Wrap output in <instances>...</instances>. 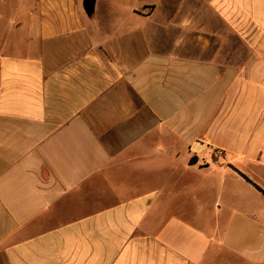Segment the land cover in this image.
<instances>
[{
	"label": "crops",
	"instance_id": "crops-1",
	"mask_svg": "<svg viewBox=\"0 0 264 264\" xmlns=\"http://www.w3.org/2000/svg\"><path fill=\"white\" fill-rule=\"evenodd\" d=\"M263 191L264 0H0V264H264Z\"/></svg>",
	"mask_w": 264,
	"mask_h": 264
},
{
	"label": "water",
	"instance_id": "water-1",
	"mask_svg": "<svg viewBox=\"0 0 264 264\" xmlns=\"http://www.w3.org/2000/svg\"><path fill=\"white\" fill-rule=\"evenodd\" d=\"M96 0H84V8L88 15L92 14L94 12ZM198 162V157L195 156L190 161V165H195Z\"/></svg>",
	"mask_w": 264,
	"mask_h": 264
},
{
	"label": "rangeland",
	"instance_id": "rangeland-1",
	"mask_svg": "<svg viewBox=\"0 0 264 264\" xmlns=\"http://www.w3.org/2000/svg\"><path fill=\"white\" fill-rule=\"evenodd\" d=\"M24 8H25V6L22 7L23 10H24ZM257 183H258V182H257ZM258 184L260 185V183H258ZM260 186H262V185H260Z\"/></svg>",
	"mask_w": 264,
	"mask_h": 264
},
{
	"label": "trees",
	"instance_id": "trees-1",
	"mask_svg": "<svg viewBox=\"0 0 264 264\" xmlns=\"http://www.w3.org/2000/svg\"><path fill=\"white\" fill-rule=\"evenodd\" d=\"M258 189H260L259 187H257ZM261 190V189H260ZM262 191V190H261ZM263 193H264V191H263Z\"/></svg>",
	"mask_w": 264,
	"mask_h": 264
}]
</instances>
